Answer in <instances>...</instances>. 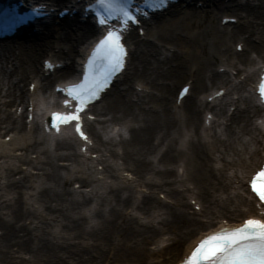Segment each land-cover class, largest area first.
Instances as JSON below:
<instances>
[{
	"label": "bare ground",
	"instance_id": "6f19581e",
	"mask_svg": "<svg viewBox=\"0 0 264 264\" xmlns=\"http://www.w3.org/2000/svg\"><path fill=\"white\" fill-rule=\"evenodd\" d=\"M197 2L189 0L184 8L174 5L168 16L157 14L152 23H146L143 38L138 30L129 35L134 71L123 75V88L108 90L102 107H93L101 126L88 123L95 141L90 150L102 152L98 163L104 164L111 178L108 183L100 181L99 194L74 189V181L87 186L89 178L60 163L80 159L81 143L77 148L79 140L73 134L58 138L54 149L42 147L36 135L15 143L16 150L27 151L19 161L32 164L40 174L35 182L32 177L17 180L14 175L25 171L8 166L6 192H0V264H104L110 248L115 249V263L174 264L200 235L225 224L223 219L236 224L245 216H259L247 179L264 158V137L255 123L261 106L248 86L258 74L257 64L264 61V0L259 5L251 0H204L202 6ZM225 16L237 17V24H223ZM54 20L31 37L0 43V132L5 130L6 135L26 128L29 100L34 97L24 84L38 79L37 88L52 92V83L77 70L83 46L99 30L88 18L74 27L77 15L61 19L58 26ZM234 41L235 46L243 43L241 52L232 49ZM169 46L174 47L172 52ZM49 56L64 66L47 76L38 61ZM218 66L246 73L233 84L238 96L230 101L227 84L233 79L229 70L219 71ZM189 78L191 91L177 109L175 92ZM135 81L148 92L135 90ZM214 86V92L227 89L219 108L218 99L207 100L212 92L206 99L200 96ZM7 105H23V121L7 111ZM231 105L235 110L230 113ZM202 112L204 117L208 112L215 116L209 127L204 117L201 121ZM120 123L129 136L119 133V140H107L104 133L111 124ZM33 125L34 133L41 130L37 120ZM30 151H39L43 159H29ZM106 151L121 163L109 162L103 157ZM120 165L149 191L136 198L130 184L117 181ZM179 167H183L182 175ZM230 167H234L232 173ZM234 179L239 180L237 191ZM28 189L35 190L36 209L27 206L24 190ZM158 190L171 201L159 199ZM190 190L210 222L190 211L185 196ZM141 214L151 221H142L137 217ZM35 218L40 222H26ZM152 243L157 246L151 248Z\"/></svg>",
	"mask_w": 264,
	"mask_h": 264
},
{
	"label": "snow or ice",
	"instance_id": "6c2138e0",
	"mask_svg": "<svg viewBox=\"0 0 264 264\" xmlns=\"http://www.w3.org/2000/svg\"><path fill=\"white\" fill-rule=\"evenodd\" d=\"M167 2L168 0H152L150 7L166 6ZM100 3L105 4L107 16V18H100V25L107 26L109 19L113 17H119L123 26L129 25L130 22L139 23V18L135 13L140 12L141 9H132L130 0L127 2L100 0ZM224 22L227 23L228 20ZM232 22L235 20L233 19ZM238 47L242 49L243 45H238ZM126 57L127 49L123 43L122 31L109 27L88 59V67L92 70V75L85 71L80 83L56 89L64 95L61 101L64 111L50 113L46 122V130L59 134L61 125H72L74 134L82 142L80 151L87 152L91 141L84 129V117L87 115L89 105L100 99L98 94L105 91V86H110L114 75L122 71L126 64ZM97 64L101 65V68H97ZM31 88L35 90L36 85L32 84ZM259 91L261 99L258 103L264 104V83L260 84ZM188 93L189 86L186 85L180 90L178 100H182ZM216 95L222 96L223 90L217 92ZM209 99L212 98L209 97ZM87 118L94 119L90 116ZM27 119L31 121V114ZM258 123L264 126V121ZM249 186L260 204H264V167L254 174ZM160 198L165 199L163 194ZM189 202L195 212L201 211V204L195 199L190 198ZM181 264H264V218L249 217L235 228L212 232L193 248Z\"/></svg>",
	"mask_w": 264,
	"mask_h": 264
},
{
	"label": "rangeland",
	"instance_id": "374dc122",
	"mask_svg": "<svg viewBox=\"0 0 264 264\" xmlns=\"http://www.w3.org/2000/svg\"><path fill=\"white\" fill-rule=\"evenodd\" d=\"M255 2H259V0L257 1H255ZM232 49H235V41L234 42H232ZM39 64H41V59H40V61H39ZM222 68H224V66H222V67H219V69H222ZM229 68H231V67H229ZM134 68H133V65L131 64V65H129V69H128V74H132L133 73V70ZM237 70L236 69H233V72H236ZM118 85V84H117ZM139 87V88H141V86L140 85H135V87ZM121 89V88H123V85H118V86H115V89H113L112 91H111V93L112 92H114V90H116V89ZM6 99H8L9 97H5ZM105 101H106V99H105ZM103 104H104V100L99 104V106L100 107H102L103 106ZM8 106L9 105H7V106H5V107H7V110H8ZM11 109H14L15 110V107H13L12 106V108ZM13 111V110H12ZM95 124L97 125V126H101V124L98 122V121H95ZM110 129H111V127H110ZM115 133V132H114ZM114 133H105V138L107 139V140H111L112 138H116V140H118L119 139V136H117L116 134H114ZM4 134V132H1V134H0V140H2L3 139V137H2V135ZM35 134H37V133H35ZM38 135L40 136V141H41V143L43 144H41L42 146H50L51 148H53L54 147V141L52 140V139H50L49 137H43V135L42 134H39L38 133ZM29 136H30V134H29ZM128 137V136H127ZM115 146V148L116 149H118V150H120V147L118 146V144H116V145H114ZM0 151L1 152H3V154L5 155L4 157H2V158H0V177H4V175H5V173H6V169H7V165L9 164V163H12V162H15V164L17 165V166H20L21 165V163L20 162H18L17 160H16V158H18V157H21V156H24L25 155V150H18V151H13V149H12V146L11 145H6V146H1L0 145ZM121 151V150H120ZM94 154H97V157L95 156L93 159H94V162H92V161H89V160H87L86 158H81V160H82V163H80V164H78V167H76V168H73V170H76V172H77V168H81L82 169V172L84 173V175L85 176H87L88 178H89V182L90 183H88V186H80V183L79 182H74L73 183V187L75 188V189H77V190H86V191H89V190H91L92 188H94V194L93 195H95V194H98V193H96V191H101L102 190V185H101V183L100 182H98V181H105V180H107L108 182H110V179L111 178H109V177H107L106 178V174L102 171V167H103V165L102 164H98V165H96L97 164V162H96V159L98 158V156H99V154L98 153H94ZM30 156V158L32 157L34 160L36 159L35 157L36 156H38L39 155V152H37V153H30L29 154ZM111 161V160H110ZM68 161H66V162H62V161H60V163H67ZM112 162H114V163H116V162H120V161H112ZM27 165L28 164H22V169H24V168H26L27 167ZM24 167V168H23ZM21 168V167H20ZM124 168H123V166H120V168H119V172H120V174H122V173H124L125 171L123 170ZM37 170L38 169H35V168H33L32 169V173L31 174H33V175H35L34 176V178H33V181H35V179H36V175H37ZM101 171V173H97V174H95L94 173V171ZM232 170H234V168H230L229 169V172L230 173H232ZM70 171V170H69ZM124 171V172H123ZM76 172H72V174H74V173H76ZM23 175L24 174H16V178L17 179H19V176L20 177H23ZM123 178V177H122ZM98 179H100V180H98ZM121 179V178H120ZM122 180V179H121ZM128 183H130V185L132 186V188L134 189V193L136 194V195H139L141 192H144V190L145 191H147L146 189V186H144V183H142V182H140L139 180H136L135 178H133V180H131V181H129ZM0 188L3 186V188L2 189H0V192H6V189L4 188V179H1L0 180ZM35 184H38V183H35ZM238 184H239V182H238V179H235L234 180V183H233V189L235 190H237V186H238ZM35 191L34 190H29V193L26 195V199H27V197H28V199H27V201H28V205L29 206H31V201H32V199H33V197H34V195L32 194V193H34ZM161 194H163L162 192H160ZM156 195L157 196H159V194H157L156 193ZM164 196H165V194H163ZM189 195H193V197L195 196L196 197V194H194V193H192V191H190L189 192ZM160 197V196H159ZM166 197V196H165ZM168 202H170L171 201V199L168 197H166L165 198ZM165 199H162V200H165ZM199 198H196L195 200H198ZM96 201V200H95ZM166 201V202H167ZM186 201H189V198L187 197V199H186ZM198 201H200V199L198 200ZM189 204V203H188ZM36 205H37V203H34V205H33V207H36ZM32 207V206H31ZM191 207V206H190ZM192 207L190 208V211H192ZM134 211H132V213H133ZM216 215H217V213H216ZM138 218H140L142 221H148V220H150L151 221V217L150 218H147L144 214H141V216H137ZM197 217H200L201 219H203L205 222H210V220H209V218H207V216H206V214H205V211H201L200 213H198L197 214ZM215 221V220H214ZM27 222H30V220L28 219L27 220ZM52 222H54V221H52ZM149 222V221H148ZM156 221L154 220V223H155ZM164 243V242H163ZM162 243V244H163ZM161 244V245H162ZM155 246H157V243H152L151 245H150V247L151 248H154ZM98 253V252H97ZM97 253H96V255H97ZM114 253H115V249L114 248H110V249H108V254H107V256L105 257V260H104V264H128V263H126V261H124V260H121V262H118V263H115L116 262V258H113V255H114ZM103 257V258H104ZM103 258H102V260H103ZM142 264L141 262H136V263H134V262H131V263H129V264Z\"/></svg>",
	"mask_w": 264,
	"mask_h": 264
}]
</instances>
